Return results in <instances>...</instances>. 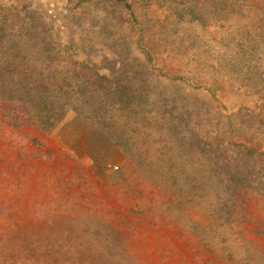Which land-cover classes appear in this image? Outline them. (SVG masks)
Here are the masks:
<instances>
[{"label":"rangeland","instance_id":"rangeland-1","mask_svg":"<svg viewBox=\"0 0 264 264\" xmlns=\"http://www.w3.org/2000/svg\"><path fill=\"white\" fill-rule=\"evenodd\" d=\"M6 58L118 100L116 141L0 110V264H264V200L221 183L224 142L264 152V0H0Z\"/></svg>","mask_w":264,"mask_h":264},{"label":"trees","instance_id":"trees-1","mask_svg":"<svg viewBox=\"0 0 264 264\" xmlns=\"http://www.w3.org/2000/svg\"><path fill=\"white\" fill-rule=\"evenodd\" d=\"M29 28L37 32V29H33L30 25ZM20 38L22 40V37L18 36V42ZM14 41V38L11 39L12 43ZM37 41L35 42L46 45L48 43L41 37H38ZM10 61L15 59L6 58L4 62L0 61V110L5 124L14 128H34L43 133L49 132L61 120L63 112L69 108V105H73L78 114L116 141L109 133L110 129L105 126L106 118L109 117L107 113H110L106 110V102L116 98L105 94L106 90L103 92L95 90L97 83L85 82L82 79L76 80L77 82L71 80L78 87L86 86L87 91L85 96L81 92L78 98L70 100L64 94L66 92L64 77L52 78L44 74L42 78L33 77L31 72L23 74L16 70L18 65ZM49 69L55 72L52 66ZM36 71L35 65L32 73ZM67 73L65 71L63 74L67 75ZM103 79L104 82L108 81L106 78ZM120 89L122 87H119L118 92ZM221 148L227 153L223 160L225 169L221 176L223 186L227 188V185L234 184L243 193H252L264 200V152L261 148L247 144L243 140L239 144L228 140Z\"/></svg>","mask_w":264,"mask_h":264}]
</instances>
